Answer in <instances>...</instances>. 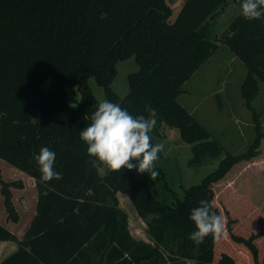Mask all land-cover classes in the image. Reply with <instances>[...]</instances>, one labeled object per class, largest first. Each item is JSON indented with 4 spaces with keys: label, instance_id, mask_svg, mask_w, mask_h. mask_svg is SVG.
I'll return each instance as SVG.
<instances>
[{
    "label": "trees",
    "instance_id": "16d2710c",
    "mask_svg": "<svg viewBox=\"0 0 264 264\" xmlns=\"http://www.w3.org/2000/svg\"><path fill=\"white\" fill-rule=\"evenodd\" d=\"M226 5L227 0H184L169 23L165 0H0V160L33 179L36 190L35 213L21 239L0 224V242L17 246L0 264H233L227 254L217 255L214 234L199 245L189 239L196 230L190 214L205 200L220 216L213 186L233 166L259 154L264 133L257 124L248 150L226 155L199 184L184 189L181 200L163 183L174 202L153 188L150 173L93 167L95 158L80 139L99 104L88 85L93 78L109 102L134 117H147L150 106L157 112L156 125L177 129L181 141L191 145L188 168L218 159L219 143L177 98L183 84L225 46L246 68L240 95L253 110L258 82L264 84V19L241 13L213 38L210 19ZM130 57L138 71L128 75L129 91L121 98L111 84L117 64ZM46 80L50 85L43 90ZM72 86L81 94L74 108L66 102ZM42 147L56 153L60 179L42 182L34 159ZM158 155L155 164L163 159L162 152ZM0 185L4 207L16 223L8 186L1 180ZM117 193L128 196L146 223L148 243L131 236ZM246 203L227 200L225 210L243 223L256 212ZM257 215V233L248 238L230 233V240L247 249L253 264H264V245L261 263L256 245L264 242V218Z\"/></svg>",
    "mask_w": 264,
    "mask_h": 264
},
{
    "label": "rangeland",
    "instance_id": "374dc122",
    "mask_svg": "<svg viewBox=\"0 0 264 264\" xmlns=\"http://www.w3.org/2000/svg\"><path fill=\"white\" fill-rule=\"evenodd\" d=\"M171 9L169 23L176 19L184 0H165ZM242 0H227V5L215 18L210 19V30L213 38L223 34L229 23L242 13ZM117 75L111 84L112 90L121 98L129 91L127 77L138 71L134 57L117 64ZM247 74L244 65L234 57L227 47L221 46L199 69L183 84V92L177 101L184 106L208 130L211 139L217 141L222 148L218 159H206L199 168H188L187 162L192 157L191 145L181 141L177 129L161 123L156 125L150 136L155 145H164L163 159L155 164L160 174L153 180V188L161 190L174 202L172 195L163 189V183L171 190L176 198H183L184 189L199 184L204 177L211 173L226 157L244 153L255 138V125L264 133V84L258 82V93L251 102L252 111L248 110L240 95V87ZM50 80L42 86L47 90ZM92 95L100 102L106 100L103 89L93 78L88 80ZM81 94L77 86L66 90V102L69 107H76ZM101 173L103 171L101 170ZM151 177V174H150ZM0 180L6 184L10 192L11 204L18 218L16 223L11 218L3 204L0 185V224L12 231L18 237L22 236L34 214L36 190L34 181L24 173L0 160ZM214 203L220 206V217L223 228L215 235V250L217 255L225 253L233 260V264H253L250 254L242 245H235L230 235L248 238L258 232L256 224L257 214L264 218V140L261 141L259 154L250 161L241 162L233 166L231 171L213 186ZM118 206L128 217L131 235L137 240L148 243L147 225L138 216L132 202L126 194L117 193ZM242 197V198H241ZM240 198L246 204L256 207L247 217V221L240 223L235 215H229L225 210L227 200L237 201ZM257 217V218H256ZM231 233V234H230ZM264 239V236H263ZM258 263L262 260V246L259 241ZM216 256V255H215ZM214 256V258H215ZM187 264H194L187 262Z\"/></svg>",
    "mask_w": 264,
    "mask_h": 264
},
{
    "label": "clouds",
    "instance_id": "9594fccd",
    "mask_svg": "<svg viewBox=\"0 0 264 264\" xmlns=\"http://www.w3.org/2000/svg\"><path fill=\"white\" fill-rule=\"evenodd\" d=\"M242 15L249 20L264 19V0H242ZM102 14L101 18H105ZM148 116H133L118 103L102 100L91 115V123L80 131V139L87 145V154L94 157L93 167L104 165L110 171L136 169L140 173L151 174L154 180L158 172L154 171L155 162L164 145L151 143L150 133L157 123V112L150 106L145 109ZM39 165L42 182L60 179V173L54 171L56 153L48 147H42L34 157ZM200 206L192 209L190 220L196 230L189 239L197 245L202 244L209 234L219 235L222 231V219L208 201L201 200Z\"/></svg>",
    "mask_w": 264,
    "mask_h": 264
},
{
    "label": "crops",
    "instance_id": "0c3cea01",
    "mask_svg": "<svg viewBox=\"0 0 264 264\" xmlns=\"http://www.w3.org/2000/svg\"><path fill=\"white\" fill-rule=\"evenodd\" d=\"M34 213H35V207H34ZM34 216V214H33ZM32 216V217H33ZM32 219V218H31ZM29 224V223H28ZM12 232V231H11ZM25 232V231H24ZM13 233V232H12ZM24 234V233H23ZM16 235V234H15ZM17 236V235H16ZM23 236V235H22ZM22 236L18 237V239H21ZM132 236V235H131ZM133 237V236H132ZM134 238V237H133ZM136 239V238H134ZM137 240V239H136ZM17 250V246L13 242H0V263L10 256L12 253H14Z\"/></svg>",
    "mask_w": 264,
    "mask_h": 264
}]
</instances>
